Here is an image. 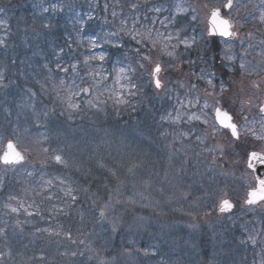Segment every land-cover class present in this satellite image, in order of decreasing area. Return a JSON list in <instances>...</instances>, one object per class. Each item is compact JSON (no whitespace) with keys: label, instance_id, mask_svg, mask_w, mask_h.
Masks as SVG:
<instances>
[{"label":"trees","instance_id":"trees-1","mask_svg":"<svg viewBox=\"0 0 264 264\" xmlns=\"http://www.w3.org/2000/svg\"><path fill=\"white\" fill-rule=\"evenodd\" d=\"M109 1L112 0H100L89 5V0L86 4L78 2L75 7L71 4L72 0H67L56 8L53 7L54 3H47L40 6L36 18L37 12L32 10L31 25L20 11L17 10L14 14L17 29L30 30L29 45L26 41L25 43L29 46L27 52L30 56L34 55L31 62L34 58L36 60L27 65L23 63L16 75V71H13L12 74L16 78L9 75L13 79L5 96L9 105L3 107V112L1 108L0 120L9 123L6 113L9 106L10 110L14 106L16 113L28 112L41 116V119L29 118L24 121L19 118L17 127L4 123L5 130L0 132V144L3 138L16 140L28 153V165L31 164L18 168L13 175H4L0 170V264H10L11 259L14 261L12 264H92L88 262L87 256L76 262L73 253L80 247L75 242L84 240L87 243L93 236L101 235V227L107 223L105 217L108 212L112 211L114 221L123 226L120 228V234L123 229L125 233L127 227L132 224L139 226V217L129 211L130 205L126 204V201L133 199L132 196H137V191H133L132 196L126 192L129 177L136 176V169L132 166L139 162V148L141 153L158 162V172L162 174L163 164H170L167 161L170 157L167 155H171L173 150L182 149L177 146H183L185 143L182 133L170 132L171 127L161 123L160 117L151 116L153 112L144 121L139 120L138 92L137 98L133 92L129 98L122 96L118 99V93L112 84V63L116 66L127 65V69H139V52H127L125 41L121 40L122 37L117 38L116 33L112 31L115 25L124 20L125 15H119L122 10L116 9L114 3L110 4ZM89 12L96 17L88 18ZM110 31L113 33L110 44L115 48L119 43L123 52L115 53L113 47L107 48L104 35ZM17 36L0 34V41L14 45L13 52H16L19 62L23 60L27 48L20 46L22 39L18 34ZM92 38H96L100 45L103 43L105 52H101L103 49L99 50L100 52L91 50L88 43ZM79 42L82 44L79 45ZM212 44L213 50L218 51L216 42ZM134 45L136 47V44ZM9 47L1 49V52H9ZM65 51L71 52L65 56V64L57 63L51 66L50 75L46 73V76L43 72L40 74L43 69L42 57L49 53L60 55ZM101 55L104 60L99 59ZM31 68L32 73L27 72ZM24 77L27 78L25 82L22 81ZM37 77L49 79L48 83L40 84ZM65 79H69L67 83ZM18 80L20 82L17 90V87L13 86ZM85 88L89 91H82ZM63 93L66 98L60 99ZM70 93H75L72 100L79 105L78 109L68 107L67 98ZM2 99L1 95L0 105ZM24 100H27V103ZM62 100L66 106L61 109L66 112L67 118L71 117L69 121H64V118L61 119L58 115L61 113ZM120 100L126 103L117 102ZM89 101L92 103L89 104ZM42 102L45 111L40 113ZM196 150L202 152L199 148ZM198 152L192 156L199 155ZM56 155H60L64 163H57L54 159ZM168 167L174 170L177 176L180 166ZM189 172L192 174L195 170L189 169ZM233 176L232 173L226 176L223 172L222 176L219 173L214 174L213 180L220 186L212 183L210 185L212 178L209 177L205 190L203 186L192 194L193 200H200L202 194L209 200L216 199L225 191L234 193L236 185ZM48 181H51V184H48ZM190 182L186 176H182L178 181L184 187ZM171 189L174 190V187ZM68 191H71V196L66 195ZM72 196L76 199L73 200ZM176 206L180 211L188 209L186 206ZM13 207L18 211L12 212ZM135 207L139 214V206ZM46 211L48 214H45ZM101 211H105L103 218ZM17 217L27 224L32 221L41 226L32 224L27 228V232H21ZM252 218L254 216H249L247 220L251 221ZM224 226L234 231L233 225ZM234 226L236 236L230 234L229 237L242 243L249 241L247 246L236 251V254L241 253L244 256L237 264L256 263L259 261L257 257H260L257 255L260 246L249 248L252 241L249 237H253L257 242V238L263 236L252 228L253 222L246 232L237 229H242L240 225ZM110 235L99 238L102 244H111L104 246L106 256L113 255L115 258L117 255L120 261L124 262L125 254L118 253L119 246L110 243ZM197 247L198 264H217V258H207L211 251L207 243L199 242ZM147 260L148 258L145 259ZM174 263L177 261L167 257L162 264ZM225 263L232 264L229 260Z\"/></svg>","mask_w":264,"mask_h":264},{"label":"rangeland","instance_id":"rangeland-1","mask_svg":"<svg viewBox=\"0 0 264 264\" xmlns=\"http://www.w3.org/2000/svg\"><path fill=\"white\" fill-rule=\"evenodd\" d=\"M250 1L252 6L249 4ZM254 1L255 0H238L236 8L231 16L236 21L241 20L238 28V30H240V39L236 42L237 44L225 45L224 49L227 50L222 53V57L219 56L221 60L220 64H232L233 62L231 59H234L235 52H238V48L235 49L234 46L238 45L244 49L242 56L240 55L236 61V63L239 62L242 64L243 60L244 67H239L240 72L237 75V79H232L231 89L230 86L225 85H222L224 87L223 90L216 88L214 86V80H211L209 76L207 77L201 69H197L194 63L189 64L188 69H186V64L181 67L182 54L177 58L176 54H173L172 51L174 60L170 63L165 61L163 56L153 54V52H156V49L153 47L151 51L147 53V57L151 60V62L147 64V68L150 72V88L148 92L149 99L142 101L143 105L149 108L153 103L163 104L167 98L173 97L178 113L176 119L182 122L185 121L186 124H188V121L194 124L177 127L179 131L182 129L186 134V139L190 140L185 141L182 149L178 151L173 150L171 155H167L170 157L167 161L172 162V165H179V163H181L179 172H177L178 177L174 170L165 164H163L161 170V172L163 171L162 174L159 173L158 162L152 157L141 153L139 148V162L132 166L136 169V176L129 177V182L127 184L128 192H126V194L132 196L133 191H137V196H132L133 199L131 201H126V204L130 205V209L128 210L136 213V216L140 215L154 222V214H157L156 218L161 217L162 222H160V224H156L155 222L152 224L147 221L142 223L139 220V226L137 224H132L127 227L124 234H120L121 225L114 221L112 212H110V214H106L105 219L107 223L101 227V235H99L98 238L94 239L89 244L80 243L79 241L75 242V244L79 242L77 244L86 246L87 248L81 253H74L76 262L85 257L87 252L88 254L91 253L92 256L90 258L92 259H97L95 254L101 256L100 260H98L100 264H162V262L171 255L180 256L179 260L181 261L177 260V263L174 264H198L197 246L199 242L208 244L211 251L208 253L207 258L208 260L217 258V264H226L225 262L228 260L237 264L239 261L243 260V254H236V251L238 252L242 245L247 246L249 243L248 240L239 243V240L230 238V234L235 235L236 233L232 231L231 228H226L224 226V219L228 216V219L232 220L230 217L234 215H222L219 220L211 222L209 220V213L206 212L205 207L199 206L204 205L201 201H207V196L202 194L203 197L200 196V200H193L192 194L197 192L198 189H201L208 182L203 183L207 175L204 172L197 171L190 174L189 169H193L195 166L189 164L188 157L197 152L196 148H199L204 155L210 156V161L207 159H200V166H202L205 171L214 168L217 169L219 174L220 172L224 174L232 173L239 179H247L246 181L244 180L246 185V182L251 183L249 180L251 179L250 175L249 178L246 175L248 174L246 159H244L243 162L241 161L243 154L246 153V148L248 147L250 151L254 152L256 150L264 154V142L256 137V133L263 136L257 130L258 126L261 132L264 131V119H261L264 117L259 111L264 96V11H261L259 6L253 5ZM131 2H133V0H131ZM224 2H226V0H171L169 7L175 10L174 16L184 18V20L186 19L185 17H191L190 20L188 19L189 24L194 22L197 24L200 31L198 37L195 36L190 39H181V37H177L179 44L183 46V49H178L177 52L187 54L188 48L194 47L199 49L207 35L206 20L208 12L205 10V6L217 7ZM262 2H264V0H262ZM168 3L169 0L166 1V4ZM122 10L125 13L129 11L126 6L123 7ZM137 16L138 20L136 21V25H132L134 30L133 34L139 32L140 14ZM156 17V14H152L151 16L152 20H155ZM244 20L249 21L247 26L242 24ZM189 24L187 26L191 29V36H194L195 31ZM251 26L253 27L252 29L250 28ZM129 32H132L131 29ZM146 33L145 31L142 32V34ZM139 39L141 40V37L138 36L136 40H133V43H139ZM155 39L158 43L161 42V40H164V42L168 40L165 35L158 34H156ZM133 49L134 52H139L137 51L139 49ZM249 54L252 56H249ZM149 60L147 59L146 61ZM156 64L162 66L160 80L163 87L161 91L158 92H156L153 87L154 80L151 75ZM122 74L123 76L121 75L119 77L121 83L126 86L125 92H133L134 87H132V84L134 83L131 81V79H134L133 70L130 68ZM207 74L209 73L207 72ZM177 78L181 80L177 81ZM25 80L26 79H24V81ZM252 80L258 82V90H253L250 87ZM181 81L182 84H180ZM209 81H211V83H209ZM177 99L181 101L180 104L176 103ZM205 104H207L208 107H205ZM216 107H225L228 111L229 109L234 110L235 114L238 116L237 121L241 125L240 133L242 142H245L244 144L246 145L244 149H241V147H239L238 150H234L232 147L230 148V137L214 125L212 114ZM194 115L199 116L200 119H190V117ZM245 117H247V120H245ZM205 120L207 123H205ZM188 131L191 132L188 133ZM3 146L4 145L1 146V150H3ZM205 146H207L209 150H205ZM235 153L237 156H234ZM247 154L245 158H247ZM202 163L206 168L203 167ZM160 174L162 177L161 180H159ZM182 176H186L188 180H191L186 187H184L182 183H178ZM235 177L234 179L237 180ZM213 182L214 180L212 178L209 184L211 185ZM167 183L169 185L166 187ZM173 187L174 190L171 189ZM146 195L148 196L145 197ZM134 197L137 198L134 199ZM225 200L229 201L230 199L227 197L221 199L216 211L220 210ZM157 201H162V203ZM172 203L177 204L179 208L186 206V208L191 211L198 210L197 215L202 218L199 222L192 221L188 223L191 226L188 227L190 231H188L186 235L179 236L176 234L181 231L180 222L173 225L165 224L163 220L166 212L173 205ZM135 206H139L140 210L145 208L154 213H149V216L138 214ZM177 209L178 208L173 210L174 212H172V215H176ZM255 209L259 212H264V203ZM139 212L142 213L141 211ZM222 221L223 224L220 229L218 226L221 225ZM148 223L150 224L147 225ZM156 228H159L157 232H155ZM134 232L137 234H133ZM104 235H110L112 237L110 243H112L113 246L116 243L120 245V251L125 254L124 262L120 261V257L117 255L115 258L111 256V259H107L106 256L102 257L104 253L102 248H105L104 246H111L109 243L98 245H102L101 248L96 246L97 243H102L99 238L104 237ZM191 235L193 236L192 240L190 238ZM232 245L233 249L231 247ZM92 248H94L93 251ZM183 250L188 251L185 253L186 257L181 258ZM152 256H159V259H156V263L152 262L151 258H154ZM144 258H148L149 261H145ZM115 259L118 261H114ZM260 264H264V261L260 262Z\"/></svg>","mask_w":264,"mask_h":264},{"label":"snow or ice","instance_id":"snow-or-ice-1","mask_svg":"<svg viewBox=\"0 0 264 264\" xmlns=\"http://www.w3.org/2000/svg\"><path fill=\"white\" fill-rule=\"evenodd\" d=\"M133 8L137 7V5H133ZM233 7V0H227V3L225 4V8L227 9H231ZM115 15V13H114ZM211 24H212V30H213V34H215L216 32H218L221 36H234L235 33L230 31L231 28V23L229 20L224 19L221 17L220 15V9H216L213 11L212 16H211ZM129 35H131L133 40H136L138 36L141 37V40H151V33L148 32L147 34H142L140 32H135V34H133L132 32L128 33ZM141 42V41H138ZM152 46L155 47V41H152ZM139 51V50H137ZM168 55H172V53H168ZM100 60H104V56L101 55L99 57ZM143 59H150L149 57L145 56L143 57ZM141 67H143V65H141ZM244 65L241 64V68H243ZM65 71H67V69H65ZM124 69H120V72H123ZM162 71V68L159 64H156L151 75H153L155 77V85L157 88H161L163 87L160 79H159V74ZM120 77L119 75L117 76V83H119ZM209 83H211V81H209ZM132 87H135L134 85H132ZM82 91L87 92L89 91V89L85 88ZM75 95V93H70L68 98H67V102H68V107L72 108V109H78L79 105L76 104L75 102H73L72 100V96ZM102 103L104 101H101ZM119 103H126V101L120 100L117 101ZM92 101H89V104H91ZM205 107H208L207 104L204 105ZM259 111L260 113L264 114V105H261L259 107ZM214 119L217 120L219 122V124L221 126H223L226 129H230L231 133L234 137H236L237 139H239L240 137V133L238 131L237 125L233 122V117L232 115L225 111L222 110L219 107L214 108ZM190 119H195V120H199L200 117L199 116H191ZM245 120H247V117H245ZM205 123H207V121L205 120ZM258 139H264V136H257ZM25 159V157L21 154V152L17 149V145L9 140L7 141V143L4 145V150L2 152V154H0V162H3L6 165H15V164H20L21 162H23ZM54 159L56 160L57 163H64L62 157L60 155H56L54 157ZM253 161H255L256 163H253ZM256 164H261L264 165V155H261L259 153L256 152H252L249 155V168H251L254 172L256 171ZM48 184H51V181L47 182ZM256 183L257 186L252 187L251 190L248 192V199L246 200V203L248 205H255L258 204L260 202H264V177H261L259 175H257L256 177ZM66 195L71 196V191H68L66 193ZM72 199L75 200L76 197L72 196ZM22 206V205H21ZM107 207V205L105 206ZM233 207V205L225 200L223 201V204L221 206V211H228ZM12 212H17L18 209L13 207L11 209ZM29 215H31V213H29ZM101 217L104 216V212L101 211L100 213ZM2 231V230H0ZM250 240H252L253 243H255V239L253 237H249ZM74 255V253H73Z\"/></svg>","mask_w":264,"mask_h":264},{"label":"water","instance_id":"water-1","mask_svg":"<svg viewBox=\"0 0 264 264\" xmlns=\"http://www.w3.org/2000/svg\"><path fill=\"white\" fill-rule=\"evenodd\" d=\"M212 13H213V12H212ZM209 26H210V34H211V35H213V36H217V37L221 36L218 32H216L215 34H213L211 21H210V23H209ZM231 27H232V26H231ZM221 37H224V38H227V39H232V36H228V37H226V36H221ZM215 122L217 123V125H218L220 128L226 129V128H224L223 126H221L217 120H215ZM226 130H230V129H226ZM230 132H231V130H230ZM231 134H232V133H231ZM233 137H234V136H233ZM234 138H236V137H234ZM236 139H237V138H236ZM21 163H22V162H21ZM2 164H3V165H6V164H4L3 162H2ZM15 165H18V164H15ZM6 166H13V165H6ZM256 175H259V176H261V177H264V165H261V164H257V165H256ZM247 205H248V204H247Z\"/></svg>","mask_w":264,"mask_h":264}]
</instances>
